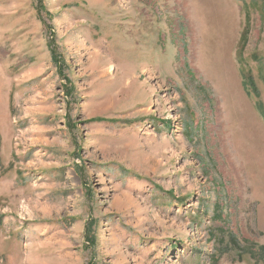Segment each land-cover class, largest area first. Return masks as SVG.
I'll list each match as a JSON object with an SVG mask.
<instances>
[{
	"label": "rangeland",
	"instance_id": "374dc122",
	"mask_svg": "<svg viewBox=\"0 0 264 264\" xmlns=\"http://www.w3.org/2000/svg\"><path fill=\"white\" fill-rule=\"evenodd\" d=\"M0 264H264V0H0Z\"/></svg>",
	"mask_w": 264,
	"mask_h": 264
},
{
	"label": "trees",
	"instance_id": "16d2710c",
	"mask_svg": "<svg viewBox=\"0 0 264 264\" xmlns=\"http://www.w3.org/2000/svg\"><path fill=\"white\" fill-rule=\"evenodd\" d=\"M246 17V21L248 20V17L247 15L245 16ZM248 29L247 27L243 30L242 34H241V37H240V43H242V46L244 47L245 44H246V41H245V38L248 36ZM171 124L167 125V129H164V130H170L172 129V125L170 126Z\"/></svg>",
	"mask_w": 264,
	"mask_h": 264
}]
</instances>
